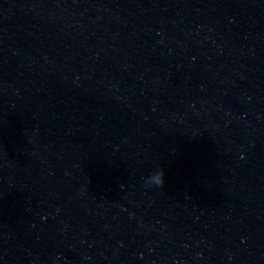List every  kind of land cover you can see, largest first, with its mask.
<instances>
[{
	"label": "water",
	"instance_id": "water-1",
	"mask_svg": "<svg viewBox=\"0 0 264 264\" xmlns=\"http://www.w3.org/2000/svg\"><path fill=\"white\" fill-rule=\"evenodd\" d=\"M0 264H264V0H0Z\"/></svg>",
	"mask_w": 264,
	"mask_h": 264
},
{
	"label": "clouds",
	"instance_id": "clouds-1",
	"mask_svg": "<svg viewBox=\"0 0 264 264\" xmlns=\"http://www.w3.org/2000/svg\"><path fill=\"white\" fill-rule=\"evenodd\" d=\"M243 158V157H242ZM165 171L163 168H157L153 170L145 179V189H151L153 187L163 188L165 186Z\"/></svg>",
	"mask_w": 264,
	"mask_h": 264
}]
</instances>
